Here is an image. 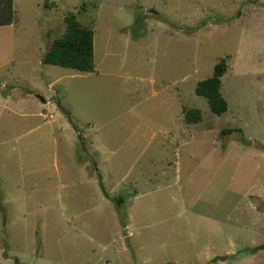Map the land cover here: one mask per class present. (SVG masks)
Returning a JSON list of instances; mask_svg holds the SVG:
<instances>
[{
    "label": "rangeland",
    "instance_id": "1",
    "mask_svg": "<svg viewBox=\"0 0 264 264\" xmlns=\"http://www.w3.org/2000/svg\"><path fill=\"white\" fill-rule=\"evenodd\" d=\"M15 3L30 64L0 92L45 118L33 150L0 134V264H264V0ZM71 12L93 72L38 63ZM222 57L217 114L195 88Z\"/></svg>",
    "mask_w": 264,
    "mask_h": 264
},
{
    "label": "trees",
    "instance_id": "2",
    "mask_svg": "<svg viewBox=\"0 0 264 264\" xmlns=\"http://www.w3.org/2000/svg\"><path fill=\"white\" fill-rule=\"evenodd\" d=\"M64 31L53 37L42 56V63L74 69L80 72L95 71L93 60V29L84 25L78 16L71 12L63 18ZM227 69L226 59L222 57L213 67L212 74L198 82L195 93L206 98L213 113L220 114L227 110V102L223 97L221 77ZM184 119L188 123L198 122L201 119L199 109H185ZM230 130H223L224 132ZM121 200V198H119Z\"/></svg>",
    "mask_w": 264,
    "mask_h": 264
},
{
    "label": "crops",
    "instance_id": "3",
    "mask_svg": "<svg viewBox=\"0 0 264 264\" xmlns=\"http://www.w3.org/2000/svg\"><path fill=\"white\" fill-rule=\"evenodd\" d=\"M15 0H0V77L10 78L8 65L12 63H23L29 65L27 61L28 56L21 57L20 60L16 59L15 50L16 46L13 42V29L15 25ZM49 42L46 43V51ZM43 52V54H44ZM39 58L38 63H42V56ZM41 77V75H40ZM18 80L28 82L27 77L18 75ZM51 84V83H49ZM7 86V82L2 83V87ZM30 90V89H29ZM26 91L21 95H16L12 90H5L0 92V112H5L7 115L0 114V134L5 130L10 131V141L14 144L20 143L25 151L33 150L34 139L33 130L38 128L39 124L34 127V116L45 118V113L34 112L33 107H42V103L33 100V93ZM47 97H42V102H45ZM48 101V100H47ZM2 119L4 122L2 123ZM42 139L35 138V145H37V152H42L43 146ZM4 141H0V144ZM5 140L4 143H6ZM3 143V144H4ZM37 153V156H38Z\"/></svg>",
    "mask_w": 264,
    "mask_h": 264
}]
</instances>
